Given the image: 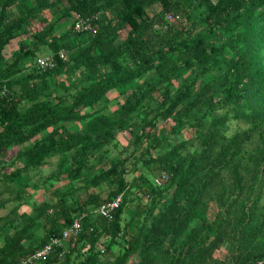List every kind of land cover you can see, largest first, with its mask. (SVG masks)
Here are the masks:
<instances>
[{
  "label": "trees",
  "instance_id": "obj_1",
  "mask_svg": "<svg viewBox=\"0 0 264 264\" xmlns=\"http://www.w3.org/2000/svg\"><path fill=\"white\" fill-rule=\"evenodd\" d=\"M0 264H264V0H0Z\"/></svg>",
  "mask_w": 264,
  "mask_h": 264
},
{
  "label": "built area",
  "instance_id": "obj_2",
  "mask_svg": "<svg viewBox=\"0 0 264 264\" xmlns=\"http://www.w3.org/2000/svg\"><path fill=\"white\" fill-rule=\"evenodd\" d=\"M166 20L169 22H173L175 18L171 14H166ZM89 18H83L81 15H78L76 17V20L74 22V31L76 33H82L89 31L90 29V23ZM60 58H64V54H60ZM35 65L40 69H47L49 67L53 66L52 58L49 56L46 57H39L35 59ZM2 94H5V91H2ZM121 203V197H116L113 201H111L109 204H106L99 209V215L101 217L110 219L112 212H114L115 209L119 207V204ZM80 230V223L79 221L75 220L72 223V226L70 229H66L60 238H51L50 242L46 244L42 249L35 252L31 258H29L28 263L31 262H37L46 259L49 254L53 251V249L59 248L62 246V242L69 236L71 232L78 233Z\"/></svg>",
  "mask_w": 264,
  "mask_h": 264
},
{
  "label": "rangeland",
  "instance_id": "obj_3",
  "mask_svg": "<svg viewBox=\"0 0 264 264\" xmlns=\"http://www.w3.org/2000/svg\"><path fill=\"white\" fill-rule=\"evenodd\" d=\"M24 210H26L27 212H30V210H29V209H27V208H24Z\"/></svg>",
  "mask_w": 264,
  "mask_h": 264
}]
</instances>
